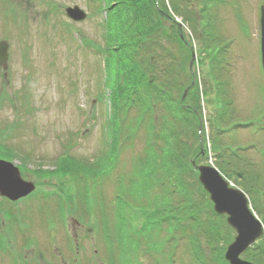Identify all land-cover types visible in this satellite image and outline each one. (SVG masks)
<instances>
[{"label": "rangeland", "instance_id": "374dc122", "mask_svg": "<svg viewBox=\"0 0 264 264\" xmlns=\"http://www.w3.org/2000/svg\"><path fill=\"white\" fill-rule=\"evenodd\" d=\"M163 1L167 6L163 18L167 33L178 31L186 49L178 40H164L166 51L172 50L164 54L159 66L173 67L174 58L183 57L184 72L179 68L182 78L171 92L172 102L154 103V125L151 118H143L145 113L138 110L139 105L131 112L118 108L112 115L113 129L109 133L104 124L110 117V101L104 102L107 89L99 53L85 47L83 39L77 43L68 33H74L75 26L87 39L103 47L102 15L93 8L92 0H0V41L10 45L8 66H0V143L15 150L4 157L0 154V158L15 160L23 178L36 185L30 196L16 203L2 205L0 197V264H200L192 250L193 236L204 245L208 238L211 240L205 246L208 264H229L225 253L235 230L224 215L214 211L198 172L189 164L190 152L185 155L180 150L172 162L165 153L166 147L174 143L172 132L177 134L184 128L180 120L183 116H173L170 108L186 90L189 104L195 84L200 87V129L204 135L198 143L195 127H187L176 141L181 149L198 148L205 140L210 148L206 162L216 167L219 151L214 144L241 148L242 157L235 158L239 167L231 166L228 176L222 174L236 187L241 181L235 171L251 184L254 177H249L247 169L251 167L250 174L258 175L259 184H254L259 193L249 196L245 192L262 220L254 205L259 207V196L264 199V130L259 129L264 113L260 40L264 0ZM68 6L79 7L86 17L70 19L64 12ZM122 34L116 44L123 40L127 47H134V32L126 30ZM191 47L195 54L192 65ZM122 54L123 50L114 55L117 64ZM191 75L193 82L186 88ZM164 110L167 115L162 119L167 128L172 125L173 136L167 139L165 135V141L155 134L159 131L156 122ZM84 118L89 119L83 123ZM241 124L250 126L243 128ZM227 128L230 130L225 132ZM76 129L79 132L73 134ZM66 147L72 159L86 160L81 166L66 164L64 173L55 169L53 160ZM200 147L204 151V146ZM98 154L103 159L97 165H88V160L94 161ZM151 181L155 186L145 193ZM55 190L61 191L59 195ZM44 191L48 192L44 195ZM168 200L172 203L163 213L167 216L161 222L164 230L160 227L158 231L153 225L143 234V227L141 233L136 231L139 242L129 235L134 232L131 213L141 211L143 219L151 216L159 220L157 207L153 205L149 214L144 210L159 203L164 211L163 204ZM72 219L81 225L76 228L77 236L73 232L66 235L74 226ZM139 224L145 225V221ZM89 227L92 233L85 230ZM115 228L120 229V238L116 245L109 242L108 259L103 251L105 236ZM164 236L163 251L159 245ZM259 242L264 243V236L252 248ZM74 244L80 245L77 251ZM154 245L164 254L152 260L149 252ZM142 251L144 257H139ZM245 254L242 257L247 258Z\"/></svg>", "mask_w": 264, "mask_h": 264}, {"label": "trees", "instance_id": "16d2710c", "mask_svg": "<svg viewBox=\"0 0 264 264\" xmlns=\"http://www.w3.org/2000/svg\"><path fill=\"white\" fill-rule=\"evenodd\" d=\"M105 2H106V6L104 8L107 13L106 18L104 20V30H105V39H106L105 51L107 53V61H108L107 80L108 82H110L111 85V93L109 99L112 108L111 109L112 115L117 113L116 109L118 108L121 109L120 111L128 110V112H131L132 109H135L134 107L135 105H139L138 110H140V112L142 113H145L143 115V118L145 117V120L148 117L151 118V123L152 125H154L155 121L152 120V111H151L152 107H154L155 105L154 103H156L157 101L163 104H168V102H172V97L170 98L171 92L175 89V87H178L180 79L182 78V74L180 73V70L181 72L182 71L184 72L185 69L182 63L183 57H180V59L178 60L177 56L176 58H174L175 59V64L173 66L174 68L172 67V65H169V67H167L166 69L160 68L159 65L162 62L161 59L163 58L164 54L167 52L170 53V50H172V47L169 45V47L171 48H169L170 49L169 51H166L165 48L166 42H164V40L170 41L171 40L170 38L178 40L181 43V47L183 49H186V47L184 46L185 42L183 38H181V35L178 33V31L177 32L173 31L171 34L167 33L168 28H166V24L163 23L164 22L163 18H165L166 16L165 11L167 10V6L165 1L163 0H105ZM99 6L100 5L98 4L97 1V5H95V9L99 10L100 9ZM177 25H178L177 28L180 27L178 23ZM126 30L130 33L134 32V38H136V44L134 47L131 46L127 47L125 41L123 42V40L122 41L120 40L119 44H116L118 40L121 39V36H123L124 33L122 34V32H126ZM191 49H192V58H193V48L191 47ZM121 50H123L122 60L120 63L117 64V62L114 61V55L116 54V52H119ZM171 62L172 61H170V64H172ZM119 70L120 73L118 75ZM161 78H163V80H161ZM192 80L193 78L191 75L189 77V82L187 83L186 88H190V85L192 84L191 82H193ZM152 81L154 82L152 83ZM193 89H196V91L194 92ZM193 89H192V93L190 94V98L188 99L190 102L189 104L186 103L187 97L186 98L183 97L184 94L186 93L184 92V94H181L179 102L178 99L175 100L174 102L175 106H173L170 109L173 116L175 117L183 116V118L180 119L184 123V128L182 129L183 132L187 129V127H192V126L195 127V136L196 138H198V143H199V140H202V138L200 139L201 134L204 135L203 129H200L201 127L200 122L203 120L202 107H201V93H200V87L198 88L197 84H195V87ZM166 109L168 110V108ZM167 110H164L161 118L157 120L156 125L159 131L156 130L155 134L156 135L159 134V137L163 138L164 141L166 138L171 139L174 136V143L170 147L168 145L166 147L167 149L165 150L168 160L169 161L172 160L176 154L180 155V150H182L183 154L185 155H186V151L190 152L189 158L191 159H189V164L191 163L192 165L191 162L192 160H195L197 163H206L210 148L208 150L205 144V140L202 141V143L204 142V144L200 143L198 148L197 147L192 148L191 146L187 148L186 146H184L185 148L181 147L180 149V143L176 141V138L180 137V135L181 136L184 135V133L186 132L184 133L176 132L177 134H175V132H172L173 136L171 137L170 130H172V125H170V127L167 128L165 124V119H162V117L167 115L166 114ZM219 117H221L220 112H219ZM262 118L263 121L259 129L264 130V113L262 114ZM111 126H112V122H109L107 128L110 129L109 133L111 129H113V127ZM239 126H242L243 128H247L250 125L241 124ZM229 130L230 129L227 128L224 131L226 132ZM167 131L169 132L168 134H166ZM156 135H153V138L156 137ZM214 145H215L214 149L219 151V153L217 154L218 155L217 168L220 171H222L221 173L228 176L230 175L229 171L232 170L231 166H233V168L235 169L237 168V166L239 167L238 164L239 160L236 159L238 158V156L239 158L242 157L239 154L241 153V151H239L241 148L239 147L230 148L228 146L224 148L222 146H218L217 144ZM200 146H204V151H202V148ZM14 152L15 150L11 146L3 145V144L2 146H0V154H2V157L6 155H11ZM180 160L182 161L181 158ZM244 160L245 163L246 162L245 157ZM61 163H63V165ZM66 164L68 165L76 164L78 166L82 165V163H80V161H76V159H72V158H68L66 160L61 159L59 163L60 165L59 169H62L64 173H67ZM145 165H148V163ZM250 168L247 169V171L249 177H254L252 184L250 182H244L243 178H240L241 177L239 175L240 171H235V172L237 174V177L241 181L239 182L240 183L239 187L244 189V191H246L249 194V196L250 195L253 196L255 191L259 193L260 189L258 186L254 184V183L259 184L257 182L258 175L255 172L250 174L251 171ZM243 175L246 176V172ZM152 182L153 181L146 184L145 186L146 191L144 190L145 193L147 192V190L150 193L151 190L154 188L155 183ZM181 185H183V181L181 182ZM259 197H258V200L260 201V204H258L259 207L257 205H254V207L257 210L258 214L261 216L262 220L264 221V199L263 197L262 198ZM171 203L172 200H168L167 204L164 202L163 204L165 206L164 211L160 210L159 203L151 204L150 207L144 210L145 211L144 213L149 214L150 209L154 205L155 207L158 208V211L161 214L159 220H157L156 217L151 218V216H149V218L143 219L142 218L143 215H141V211H135L131 213V219H132L131 229L134 232H129V235L132 238H135L136 241L138 240L140 241L138 232L136 231H139L141 233L143 227L146 228L144 231H142L143 234H145V232L149 230L153 225L157 226L158 231H160V227L162 230H164L161 226V222L167 219V216H164L163 213L167 211L166 206ZM151 214L152 212L150 213V215ZM190 216H192V214ZM144 221H145V225L139 224ZM192 241L196 243V244L192 243V250L194 255L199 259L200 261L199 263L208 264L207 261H209L208 260L209 251L205 246H207L208 243L211 242V240L208 238L207 241L208 243L204 245L202 244L203 242L198 241L195 238V236H193ZM159 246H162L164 251V248L166 247L165 236L161 238V243ZM159 246L156 247L158 248ZM163 251L162 252L160 251V253L164 254ZM245 255L247 259L257 264H264V243L260 244L259 242L258 246L249 249L247 254ZM170 256H173V252L170 254ZM124 259L125 258H123L122 260L125 261Z\"/></svg>", "mask_w": 264, "mask_h": 264}, {"label": "water", "instance_id": "95a60500", "mask_svg": "<svg viewBox=\"0 0 264 264\" xmlns=\"http://www.w3.org/2000/svg\"><path fill=\"white\" fill-rule=\"evenodd\" d=\"M69 15L79 21L86 17L83 10L75 6L68 8ZM6 41L0 42V65L8 60ZM261 51L264 69V6L261 12ZM199 181L210 194L214 210L221 215H227L228 224L237 235L226 250L225 258L230 264H255L241 258V254L264 235V225L251 209L249 199L240 188L229 186V182L211 165H196ZM35 189L31 181L22 178L19 168L12 162L0 160V195L11 200H18Z\"/></svg>", "mask_w": 264, "mask_h": 264}, {"label": "flooded vegetation", "instance_id": "af4514ba", "mask_svg": "<svg viewBox=\"0 0 264 264\" xmlns=\"http://www.w3.org/2000/svg\"><path fill=\"white\" fill-rule=\"evenodd\" d=\"M73 220V225L74 226H71V228H69V235L71 234L72 235V232H73V235H75V236H77L78 234H77V227L80 225V222L78 221V220H74V219H72ZM81 226V225H80ZM149 228V227H148ZM67 229H68V226H67ZM84 229V228H83ZM83 229H81V231L83 230ZM91 228H85V230H87V231H89ZM6 233V232H5ZM116 237H117V235H116ZM66 256H68L69 257V259H70V255L69 254H67L66 253ZM107 256H110V255H107ZM106 257V256H105ZM139 257H144V254L143 253H139ZM86 258H84V259H82V261H84ZM145 262V261H144Z\"/></svg>", "mask_w": 264, "mask_h": 264}]
</instances>
